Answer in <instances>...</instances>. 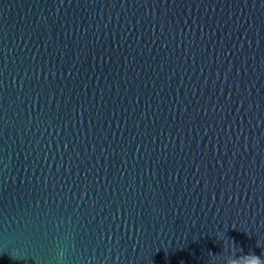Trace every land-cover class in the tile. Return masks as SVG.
Listing matches in <instances>:
<instances>
[{
	"label": "water",
	"instance_id": "95a60500",
	"mask_svg": "<svg viewBox=\"0 0 264 264\" xmlns=\"http://www.w3.org/2000/svg\"><path fill=\"white\" fill-rule=\"evenodd\" d=\"M0 264H264V0H0Z\"/></svg>",
	"mask_w": 264,
	"mask_h": 264
}]
</instances>
